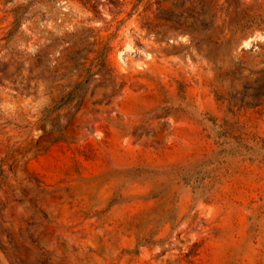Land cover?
<instances>
[{
	"label": "rangeland",
	"instance_id": "1",
	"mask_svg": "<svg viewBox=\"0 0 264 264\" xmlns=\"http://www.w3.org/2000/svg\"><path fill=\"white\" fill-rule=\"evenodd\" d=\"M0 264H264V0H0Z\"/></svg>",
	"mask_w": 264,
	"mask_h": 264
}]
</instances>
